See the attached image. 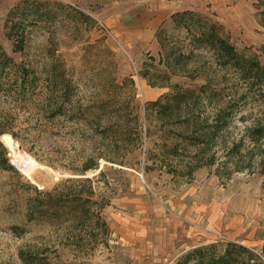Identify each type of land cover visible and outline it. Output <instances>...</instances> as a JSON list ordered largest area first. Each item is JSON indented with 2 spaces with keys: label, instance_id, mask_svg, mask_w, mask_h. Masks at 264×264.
Returning <instances> with one entry per match:
<instances>
[{
  "label": "rangeland",
  "instance_id": "obj_1",
  "mask_svg": "<svg viewBox=\"0 0 264 264\" xmlns=\"http://www.w3.org/2000/svg\"><path fill=\"white\" fill-rule=\"evenodd\" d=\"M20 1L0 0V42L19 63L23 53L15 52L6 23ZM51 1L69 5L87 17L77 16L81 30H60L55 42L47 40L48 34L42 31L34 34L30 54L49 62L55 52L59 68L66 70L56 74L73 82L62 96L60 88L47 83L51 73L38 72L41 86L28 94L15 81L14 72H2L6 84L0 83V143L5 150L1 136L11 134L22 151L54 175L40 172L41 180L62 192L68 179H93L96 198L108 202L103 216L111 235L108 246H98L81 260L89 264H176L197 247L217 244V251L223 253L228 242H236L259 253L264 262V138L257 145L248 141L253 151L239 160L242 171L223 163V145H219L213 167L198 169L192 179L174 178L149 157L150 151L159 150L161 140L156 134L143 136V144L130 151L132 146L122 147L110 133L115 129L104 130L105 122L87 125L72 119V111L89 106L113 113L123 101L135 107L141 123L147 124L146 103L171 92L170 87L150 83L155 73L147 72V65L151 56L158 63L161 46L156 33L162 25L172 27L169 18L174 12L195 10L211 16L225 25L239 48L261 54L264 25L254 1ZM65 24L61 26H71ZM198 82L185 76L171 79L172 84ZM50 89L58 93L49 96ZM248 101L232 118L225 136L241 137L259 118L264 122V103ZM62 104L65 107L58 114ZM151 126L154 129L155 122ZM10 163L14 171L0 169V264H24L20 249L39 251L46 246L60 250L64 260L74 261L61 245L65 226L28 220L30 200L37 198V190L46 193ZM86 168L81 175L80 170ZM77 189H84L83 184Z\"/></svg>",
  "mask_w": 264,
  "mask_h": 264
},
{
  "label": "trees",
  "instance_id": "obj_2",
  "mask_svg": "<svg viewBox=\"0 0 264 264\" xmlns=\"http://www.w3.org/2000/svg\"><path fill=\"white\" fill-rule=\"evenodd\" d=\"M253 1L264 25V0ZM77 16L86 15L56 1L21 0L11 9L6 26L8 36L15 41L14 50L23 53V60L15 61L0 42V83L6 84L2 81V72H14L22 90L32 94L41 86L42 75L38 72H50L51 80L47 83L52 84L51 88H60V94L66 96L73 81L66 75L56 74L66 70L63 66L59 68L60 60L55 59V52L50 54L49 62L39 60L30 54L31 42L40 31L48 34L47 40L55 42L60 30H81ZM169 21L171 28L162 25L156 33L161 46L160 58L156 63V57L151 56L147 72L155 73L150 82L153 86L170 87L171 92L146 103L147 124L141 123L135 107L123 101L113 113L108 108L89 106L72 111V119L87 125L105 122L104 130L115 129L110 133H114L122 147L132 146L127 149L130 151L143 144V136L150 138L156 134L161 140L159 150L150 151L149 157L154 165L160 163L174 178L192 179L198 169L213 167L219 145H223L226 159L223 163L242 171L239 160L244 153L253 151L248 141L257 145L264 138L263 118L248 126L241 137H227L225 132L249 98L256 104L264 103V47L261 54L239 48L223 23L199 11H177ZM65 23L71 26L63 28L61 25ZM173 76L199 82L172 84ZM54 93L58 92L55 89L48 92L49 96ZM151 122H155L154 129ZM0 169L15 170L2 143ZM88 169L80 170V174ZM93 182L89 177L68 179L65 191L51 198L37 190V198L29 202L28 220L65 226L66 236L61 245L69 250L74 261L64 260L60 250L46 246L39 251L20 249L24 264H89L81 259L91 256L98 246L109 245L111 228L103 216L108 202L96 198ZM79 184L84 189H77ZM217 250V244L197 247L176 264H264L259 253L243 244L228 242L223 253Z\"/></svg>",
  "mask_w": 264,
  "mask_h": 264
},
{
  "label": "bare ground",
  "instance_id": "obj_3",
  "mask_svg": "<svg viewBox=\"0 0 264 264\" xmlns=\"http://www.w3.org/2000/svg\"><path fill=\"white\" fill-rule=\"evenodd\" d=\"M1 140L5 145V150L9 154L11 162L15 163L33 182L40 185L48 198L62 192V188L45 184V181L41 180L43 175L39 174L40 172H46L52 177H54V175L48 172L46 168L37 162L30 154L22 151L11 134H2Z\"/></svg>",
  "mask_w": 264,
  "mask_h": 264
},
{
  "label": "crops",
  "instance_id": "obj_4",
  "mask_svg": "<svg viewBox=\"0 0 264 264\" xmlns=\"http://www.w3.org/2000/svg\"><path fill=\"white\" fill-rule=\"evenodd\" d=\"M176 11V10H175ZM174 12V11H173Z\"/></svg>",
  "mask_w": 264,
  "mask_h": 264
}]
</instances>
